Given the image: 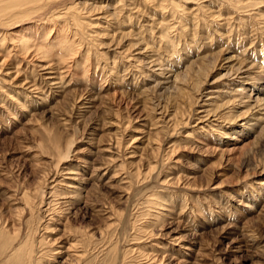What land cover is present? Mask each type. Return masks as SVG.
I'll return each mask as SVG.
<instances>
[{
    "label": "rangeland",
    "instance_id": "rangeland-1",
    "mask_svg": "<svg viewBox=\"0 0 264 264\" xmlns=\"http://www.w3.org/2000/svg\"><path fill=\"white\" fill-rule=\"evenodd\" d=\"M79 2L62 90L0 50V264H264V0Z\"/></svg>",
    "mask_w": 264,
    "mask_h": 264
},
{
    "label": "bare ground",
    "instance_id": "bare-ground-1",
    "mask_svg": "<svg viewBox=\"0 0 264 264\" xmlns=\"http://www.w3.org/2000/svg\"><path fill=\"white\" fill-rule=\"evenodd\" d=\"M78 0H0V27L3 26V28H0V50L4 52V54H13L14 57L15 55L18 56H22L25 58H35V60H37V64L35 65V72H37L38 74H40V78L39 81L43 82V84L49 86V88H53L54 90L55 87L58 89V91L64 86H62L63 83H65V79L69 73H67V70L69 67H66L67 65V60L70 59L71 57L73 58V56L75 54H77V51L79 50L78 44H76V36H78V31L80 29H83L86 26H91L92 23H88L86 21L90 20V16L92 17L91 14H93L94 12H96V14L98 15H103L102 14V9L100 10L99 8H89V12L87 13L88 15L84 17V10L81 9L80 6V2L77 3ZM97 3V2H96ZM85 4V3H84ZM86 5V4H85ZM84 5V6H85ZM116 6V5H113ZM103 8V7H102ZM119 7H115L113 8L115 11V15L116 13L119 14L118 16H120L122 14V11L124 10H119ZM104 9V8H103ZM88 10V9H87ZM124 12V11H123ZM107 14H109L107 12ZM106 14V15H107ZM105 15V16H106ZM30 16H33L32 18H34L36 21L34 26H30L31 22L29 19ZM114 16V17H115ZM8 17H15V18H26L22 21H20V23H17V25L13 28V25H7L5 23V19ZM94 17V16H93ZM92 17V18H93ZM96 17V16H95ZM112 17V15L110 16ZM109 18V15H108ZM107 19V18H106ZM21 20V19H20ZM97 20V19H95ZM99 20V19H98ZM119 20V19H118ZM122 20V19H121ZM120 20V21H121ZM123 21V20H122ZM119 22V21H118ZM98 24V23H97ZM98 27V26H97ZM35 28V29H34ZM109 31H111L109 29ZM107 32V31H106ZM152 32V31H151ZM184 34V33H183ZM76 37V38H75ZM82 52V51H80ZM11 56V55H10ZM30 56V57H29ZM9 56H7L8 58ZM13 57V58H14ZM6 57L3 58L2 60H0V70L3 71V68H5V66H8V61ZM17 58V57H16ZM15 58V59H16ZM31 60V59H30ZM17 61V60H16ZM24 61V60H23ZM71 61V59L69 60ZM13 64V63H12ZM21 64V63H20ZM76 64V63H75ZM69 65V63H68ZM27 66V65H26ZM25 66V67H26ZM21 67V66H20ZM34 69V68H33ZM37 70V71H36ZM7 71V70H6ZM2 73V72H1ZM8 76V73H6ZM15 75V77L17 78V74H13V76ZM10 77V76H9ZM14 77V78H15ZM11 79V77H10ZM27 79V78H26ZM24 79L26 82H28L29 80ZM23 80V81H24ZM32 81V80H31ZM68 82V80L66 81ZM22 83V82H20ZM32 88H35L36 85L38 86L36 80L32 81ZM36 83V84H35ZM25 84V82H24ZM28 84V83H27ZM31 85L30 83L28 84V86ZM46 85V86H47ZM20 87L21 84H20ZM31 87V86H29ZM43 87V85H42ZM47 88V87H46ZM29 89V88H28ZM31 89V88H30ZM45 89V88H44ZM63 89V88H62ZM61 89V90H62ZM35 90V89H34ZM32 89V92L34 91ZM43 90V89H42ZM31 91V90H30ZM29 91V93H30ZM50 91V90H48ZM101 91V90H99ZM28 92V90H27ZM35 92V91H34ZM45 92V91H43ZM41 91V93H43ZM61 92V91H60ZM59 92V93H60ZM24 93V92H23ZM36 93V92H35ZM58 93V94H59ZM63 93V91L61 92ZM25 94V93H24ZM47 94V93H46ZM50 94V93H49ZM48 94V95H49ZM56 94V93H55ZM54 94V95H55ZM20 95V93H19ZM28 95V94H27ZM26 95V96H27ZM38 95V94H37ZM45 95V94H44ZM47 95V96H48ZM52 95V94H51ZM62 95V94H61ZM60 95V96H61ZM100 95V94H99ZM29 96V95H28ZM34 96V95H33ZM36 96V95H35ZM45 96V97H47ZM59 96V97H60ZM21 97V96H20ZM24 97V96H23ZM32 97V93L30 98ZM44 97V96H43ZM43 99H46V98ZM7 98V97H6ZM26 97V101L29 104V106H25L22 104V106L20 107V110L24 109V112L22 115H26L24 120L26 119L28 123V116L32 114L31 108L34 109L37 105H39V101L42 102L41 97H36V99H33L31 102H29V100H27ZM29 98V99H30ZM49 98V97H48ZM32 99V98H31ZM9 100V99H8ZM15 100V99H14ZM19 100V98H18ZM22 100V98L20 99ZM19 100V101H20ZM17 102V101H16ZM47 102V101H44ZM81 102V101H80ZM20 102H17V104ZM27 104V103H24ZM45 104V103H44ZM55 104V103H54ZM81 104V103H80ZM84 104V103H83ZM19 106V105H18ZM31 106V107H30ZM84 106V105H83ZM24 107V108H22ZM11 109V108H9ZM30 109V110H28ZM83 110V109H82ZM10 111V110H9ZM17 111V109H16ZM12 112V111H10ZM19 112V111H18ZM17 112V113H18ZM13 113V112H12ZM34 113V112H33ZM11 114V113H10ZM15 114V113H14ZM21 114V113H20ZM20 114H15L16 116H19ZM12 115V114H11ZM33 116V115H32ZM32 118V117H30ZM31 121V120H30ZM25 123V122H24ZM30 123V122H29ZM25 125V124H24ZM31 125V124H29ZM24 127V126H23ZM31 127V126H30ZM133 143V142H132ZM151 144V143H150ZM154 145V144H152ZM140 146V145H139ZM140 148V147H139ZM71 152L73 149H71ZM101 150V149H100ZM70 152V154H72ZM145 152V151H144ZM167 154V153H166ZM62 157V156H61ZM69 156V152L67 153V155H65L63 158L64 159H68ZM110 159V158H109ZM143 158L140 159V162L142 161ZM84 161V160H83ZM112 161V160H111ZM149 168L147 169L148 173L153 171L154 167H150V165L148 166ZM95 168V167H94ZM86 169V168H85ZM84 169V170H85ZM146 170V168H145ZM102 171V170H101ZM97 172V171H96ZM85 173V172H84ZM138 175L142 174L141 170L138 171L137 173ZM69 175V174H67ZM99 178V177H98ZM113 179V178H112ZM72 180V179H71ZM178 182V181H177ZM74 183V182H73ZM175 183V182H174ZM59 184V183H58ZM82 185V184H81ZM68 186V185H66ZM74 186V185H73ZM77 187V186H76ZM61 189V188H60ZM81 187L79 186L80 190ZM72 190V189H71ZM56 190H54L55 192ZM74 191V189H73ZM81 191V190H80ZM83 191V190H82ZM58 193V191H57ZM73 192H70V194H72ZM75 193V192H74ZM45 198L40 202L37 203L36 201H32L29 200L28 198H26L25 196V207L26 209L29 211V213H31L32 219H34L36 217V215H38L41 211H43V209L40 207V205H43V208H46L47 210L50 209V207L54 208L56 203H55V199L53 200V198L51 199V197H47L48 194L44 192ZM62 194H64L62 192ZM69 194V195H70ZM77 194V192H76ZM75 194V195H76ZM81 194V192H80ZM43 195V194H42ZM67 195V194H66ZM44 196V195H43ZM57 196V195H56ZM53 196V197H56ZM59 196V195H58ZM57 196V197H58ZM56 197V198H57ZM59 199V198H58ZM34 200V199H33ZM45 200V201H44ZM62 199H60L61 202ZM158 201V199H157ZM44 202V203H43ZM57 202V200H56ZM65 201H63L64 203ZM152 202V201H151ZM161 202V201H160ZM58 203V202H57ZM66 203V202H65ZM69 203V202H68ZM169 203V202H168ZM167 203V204H168ZM67 204V203H66ZM154 206L156 204V206L159 205L160 207V211H165L169 212L168 210H163L161 209V207H163L161 204H159V202H153ZM163 204V203H162ZM65 205V204H64ZM62 206V205H61ZM168 207V205H167ZM57 209L59 207H56ZM54 208V209H56ZM65 208V207H64ZM166 208V207H165ZM164 208V209H165ZM46 209H44V212L46 213L47 211H45ZM53 209V210H54ZM61 209V208H59ZM159 210V209H158ZM49 212V211H48ZM53 212V211H52ZM152 212V211H151ZM161 213V214H160ZM164 212H157V214L154 216V221L150 223H147V226H144L143 228H141L139 231H144L145 234L147 235H152L151 234V230H149V228L156 226V221L157 223L159 222L161 217H164L165 215L163 214ZM53 214V213H52ZM151 214V213H150ZM168 213H166L167 215ZM56 215V214H54ZM52 215V216H54ZM49 216V215H48ZM49 219V218H48ZM54 219V218H53ZM59 219V217H58ZM56 220V218H55ZM59 222V221H58ZM52 223V222H51ZM49 223V224H51ZM62 223V222H59ZM33 224H36V222ZM159 224V223H158ZM48 225V224H47ZM65 225V224H64ZM66 226V225H65ZM54 228H56V226H54ZM48 229V228H47ZM36 230V229H35ZM66 230V229H65ZM57 231V230H56ZM59 231V230H58ZM37 233V232H36ZM60 234V233H59ZM32 236L28 235L27 236V241L25 242L26 249L23 251V254L21 255L20 251L22 250L21 248H18V250L12 255L13 257L15 255H17L18 258V262L16 264H32L33 262V258H32V253H33V241H32ZM177 240V239H176ZM178 242V241H176ZM175 242V243H176ZM149 243V242H148ZM164 246V245H163ZM130 249V247L128 248ZM182 249V248H181ZM194 249V248H193ZM188 250V249H187ZM127 251V250H126ZM125 251V252H126ZM131 252V251H130ZM133 252V251H132ZM179 252V251H178ZM184 252V250H183ZM186 252V251H185ZM127 253V252H126ZM125 254V253H124ZM167 254V253H166ZM186 254V253H185ZM20 255V256H19ZM128 255V253H127ZM179 255V254H178ZM192 255V254H191ZM166 256V255H165ZM142 257L145 258H149L151 259L152 256L146 255L142 253ZM156 257V256H155ZM182 257V256H181ZM186 257V256H185ZM38 258V257H37ZM157 258V257H156ZM167 258V257H166ZM171 258H173L171 256ZM17 259V258H15ZM36 259V258H35ZM182 259V258H181ZM193 259V258H192ZM147 260V259H146ZM158 259H154V262H156ZM179 260V259H177ZM183 260V259H182ZM152 261V260H151ZM150 261V262H151ZM159 262H161L160 260H158ZM157 261V262H158ZM167 261V260H166ZM172 261V260H171ZM153 262V261H152ZM165 263V262H164ZM172 263V262H171ZM183 263V261H182ZM188 263V262H187ZM11 264V263H10ZM170 264V263H168ZM180 264V263H179Z\"/></svg>",
    "mask_w": 264,
    "mask_h": 264
}]
</instances>
